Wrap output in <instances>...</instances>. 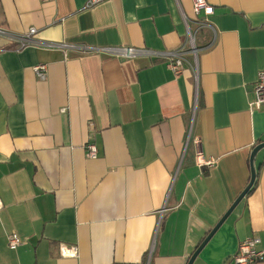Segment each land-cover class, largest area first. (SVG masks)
I'll return each mask as SVG.
<instances>
[{
	"label": "crops",
	"instance_id": "1",
	"mask_svg": "<svg viewBox=\"0 0 264 264\" xmlns=\"http://www.w3.org/2000/svg\"><path fill=\"white\" fill-rule=\"evenodd\" d=\"M208 1L196 81L163 57L83 50L174 49L197 19L192 0H0V264H188L264 141V106H250L264 0ZM62 42L73 46L49 45ZM198 149L214 166L198 164ZM255 163V183L193 264H233L248 237L264 249V148Z\"/></svg>",
	"mask_w": 264,
	"mask_h": 264
},
{
	"label": "built area",
	"instance_id": "2",
	"mask_svg": "<svg viewBox=\"0 0 264 264\" xmlns=\"http://www.w3.org/2000/svg\"><path fill=\"white\" fill-rule=\"evenodd\" d=\"M103 0H88L87 6H94ZM193 12L197 16L196 20L186 19L187 32L180 43V45L174 49L155 51L146 48L134 47V46H104V47H86L83 50L87 51H102L112 55L132 58L138 55H150L154 57H163L166 59L168 66L171 70L179 75L183 72L186 66H189L198 81L199 67L198 58L200 47L198 45V34L204 27L212 26L207 19H200L199 16L204 13L207 17H210L214 13V6L209 3L208 0H192ZM36 27H31L28 31L20 34L16 37V40L20 43V47L29 45L34 35L36 34ZM0 34H6L4 28L0 27ZM52 47H60L67 49L72 47L68 43H49ZM34 70L40 79H46L48 76V64L39 63L34 66ZM254 99L250 102L251 108H261L264 106V70L259 71L258 79L254 83L253 87ZM88 154L91 157H97L98 149L96 144L89 143L87 145ZM197 162L201 167H212L216 163V159L212 156H207L202 149L197 150ZM1 207V201H0ZM262 242L261 237L253 236L248 237L240 242L237 251L233 254V264H257L264 259V249L260 247ZM21 244L20 235L13 232L8 237V245L11 249H16ZM76 248L71 247L64 250V253L75 254Z\"/></svg>",
	"mask_w": 264,
	"mask_h": 264
},
{
	"label": "water",
	"instance_id": "3",
	"mask_svg": "<svg viewBox=\"0 0 264 264\" xmlns=\"http://www.w3.org/2000/svg\"><path fill=\"white\" fill-rule=\"evenodd\" d=\"M264 148V141L258 143L252 150L250 154V164H251V179L248 183V185L245 187V189L240 193V195L237 197V199L233 202V204L230 206V208L226 211V213L222 216L220 221L213 227V229L209 232V234L205 237V239L200 243L196 251L191 255L188 264H193L196 257L198 256L199 252L202 250V248L206 245V243L210 240V238L213 236V234L217 231V229L223 224V222L227 219V217L232 213V211L235 209V207L239 204V202L245 197V195L248 193V191L251 189L253 184L255 183V179L257 176V167H256V156L257 153Z\"/></svg>",
	"mask_w": 264,
	"mask_h": 264
}]
</instances>
